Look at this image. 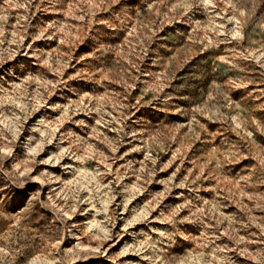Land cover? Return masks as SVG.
<instances>
[{"label": "rangeland", "instance_id": "374dc122", "mask_svg": "<svg viewBox=\"0 0 264 264\" xmlns=\"http://www.w3.org/2000/svg\"><path fill=\"white\" fill-rule=\"evenodd\" d=\"M0 264H264V0H0Z\"/></svg>", "mask_w": 264, "mask_h": 264}]
</instances>
